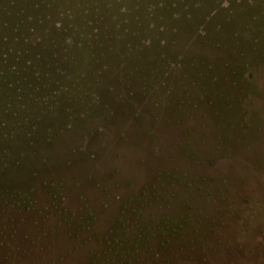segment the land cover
I'll use <instances>...</instances> for the list:
<instances>
[{"label": "rangeland", "instance_id": "1", "mask_svg": "<svg viewBox=\"0 0 264 264\" xmlns=\"http://www.w3.org/2000/svg\"><path fill=\"white\" fill-rule=\"evenodd\" d=\"M29 2L0 22L50 57L51 91L2 145L51 138L2 161L0 264H89L109 248L97 236L154 218L185 227L145 233L155 254L128 237L114 264H264V0Z\"/></svg>", "mask_w": 264, "mask_h": 264}, {"label": "trees", "instance_id": "2", "mask_svg": "<svg viewBox=\"0 0 264 264\" xmlns=\"http://www.w3.org/2000/svg\"><path fill=\"white\" fill-rule=\"evenodd\" d=\"M29 3V0H21L20 4L23 6L18 9H10L8 7V4L2 6L0 5V16L2 15L4 19H7L9 17V14H12L13 12V14L18 17V10L23 11L22 16H27L29 13L32 14L31 12L34 9V5L28 6ZM8 22L9 21H4L2 23L0 22V170H2L3 168L2 161L6 162L7 164H14V166H17L22 161H24L28 154L26 145L28 146L29 151H31L32 153L35 152L38 147L47 143L51 138L45 137L44 129L42 130L40 128L39 130V128H36L31 138H24V147L20 149L21 152L11 151L7 145H2L4 144V139L6 137L9 140L8 143H10L16 137H18V135L21 134L18 133V131L20 127L21 129L24 128L22 123L23 121H25V119H32V117L38 114H46L44 112L45 109L42 108L43 103L46 99V97L44 96V91H47L49 93L51 90L45 89L48 85L43 84L42 81L50 72V67L53 65L50 57H45V55L41 57L39 53L38 55L36 53H33L35 49L33 48L34 46L32 47L33 44L28 42L27 39H24L23 36H21V38L14 43L11 39H9L8 41L7 32L11 33L12 31L18 30L21 34H26V31L23 28L15 29V27L7 25ZM48 37L51 36L48 35ZM9 51H12V58L10 60L8 57V53H10ZM8 74L11 77V81H9L10 77H7ZM8 116H11V123L13 124V126L11 123H7L6 118ZM44 117L46 118L49 116L46 115ZM14 166L7 165L5 170H8ZM31 173H33V177H37L38 175V173L35 171ZM56 183L58 184V181L52 182L51 184L53 186ZM9 188L14 190V188H12L11 186H9ZM6 194L12 197L18 196L17 198L23 197L22 194L16 195V193L11 192L9 189H6ZM2 196L3 191L0 188V197ZM161 220V218H154L152 220V225L149 226V224L151 223H147L142 219L139 222H136V224H134L135 226H129V229L132 230L131 235L135 238H130L127 235L122 236L120 230L114 231L115 236H113V234L109 235V237L101 235L97 236L96 241L100 242L103 245L106 244L107 246H109V248H106V250H103L100 253L94 252L89 264H114L115 256H119L120 254V257H125L124 255L126 252L124 248L126 247L125 244H128L126 243L128 237V245L133 244L135 247L143 246L148 248L155 254L154 251L156 250V248L153 246L152 239L157 238L156 236L158 235V233H161L162 237L170 235L173 239L174 237H176V233H178L177 230H182L185 227L181 224H178L176 225V228L173 227V229H168L166 227L164 228L162 225L167 224L166 222H170V219H164L163 222H161ZM63 221L74 222L75 220L74 218H71L65 219ZM80 222L81 219H79L78 222L75 223L77 224V226L74 227L73 230L75 234L74 239L76 240H79L81 237V234H79V232L88 230L90 229V227H92L91 224L88 225L89 222L87 220H83L81 223ZM211 222L214 223V220ZM177 223L178 222H174V224ZM127 224L129 223H122V230H127ZM216 224L217 223H214V225ZM219 224L225 225L226 223L224 222V220H222V222H220ZM166 231L168 232V234H164ZM170 231L171 234L169 233ZM148 232L150 233V236L152 238L151 241L148 240L149 238L147 240L143 238L145 233ZM212 232L214 233V236L218 235L215 230H213ZM142 239H144L145 241H142ZM86 241L88 242L90 240ZM168 243H170L169 240L163 242L162 245ZM192 243L195 242L192 241ZM220 243L221 242H218V244ZM165 248L166 247H164V249ZM159 255L162 256L164 255V253H156L155 256ZM176 255L177 254H175L174 257L178 258V255ZM191 259L194 258L191 257Z\"/></svg>", "mask_w": 264, "mask_h": 264}]
</instances>
